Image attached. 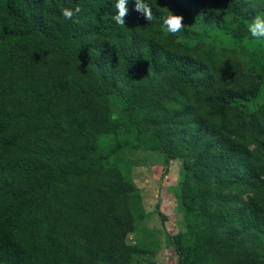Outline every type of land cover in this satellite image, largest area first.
I'll return each mask as SVG.
<instances>
[{
  "label": "trees",
  "instance_id": "16d2710c",
  "mask_svg": "<svg viewBox=\"0 0 264 264\" xmlns=\"http://www.w3.org/2000/svg\"><path fill=\"white\" fill-rule=\"evenodd\" d=\"M146 2L151 21L127 0L121 26L117 0H0V264H123L115 202L97 207L76 187L101 177L123 195L118 173L96 154L111 95L143 143L180 160V203L209 223L207 244L264 249L255 203L264 201V61L255 82L237 88L234 52L210 47L225 30L257 40L249 25L264 17V0ZM169 13L184 18L175 34L164 25ZM194 24L198 37L187 31ZM172 238L177 264H195L183 236ZM218 262L206 254L204 264Z\"/></svg>",
  "mask_w": 264,
  "mask_h": 264
},
{
  "label": "rangeland",
  "instance_id": "374dc122",
  "mask_svg": "<svg viewBox=\"0 0 264 264\" xmlns=\"http://www.w3.org/2000/svg\"><path fill=\"white\" fill-rule=\"evenodd\" d=\"M187 28L193 37L201 34L199 25H187ZM213 39L210 47L218 55L234 52L237 66L236 74L232 75V86L247 88L254 83L264 61V44L244 37L233 40L226 30ZM70 70L69 65H63V73ZM76 101L78 105L87 104L85 99L77 97H72L70 103ZM104 107L110 128L98 136L96 154L105 155L103 166L111 168L114 175L118 173L115 177L121 191L124 190L123 195L116 197V191L104 186L101 177L84 180L76 187L83 189L85 201L93 202L97 207H108L115 202V214L123 225L122 237L114 245L123 256V264H177L172 237L178 234L184 238V252L195 264H204L207 253L217 256L218 264H264V249L250 241L238 246L225 242L207 244L205 232L209 223L186 212L180 203V160L167 158L163 151L142 142L120 97L109 96ZM259 177L264 179V170H260ZM106 178L113 186L114 179ZM255 203L264 209V201L256 198Z\"/></svg>",
  "mask_w": 264,
  "mask_h": 264
},
{
  "label": "clouds",
  "instance_id": "9594fccd",
  "mask_svg": "<svg viewBox=\"0 0 264 264\" xmlns=\"http://www.w3.org/2000/svg\"><path fill=\"white\" fill-rule=\"evenodd\" d=\"M115 7L117 9V14L113 17V19L117 25L123 26L125 25V17L128 12L127 0H117ZM135 10L141 13L147 21L152 20V8L149 6L146 0H135ZM80 11L81 9L79 7L75 8L74 10L65 8L62 12V15L65 19L70 20ZM183 19L184 18L182 15L169 13L164 18V25L170 33L175 34L183 29ZM249 32L252 37L256 38L257 40L264 39V17H255L252 23L249 25Z\"/></svg>",
  "mask_w": 264,
  "mask_h": 264
}]
</instances>
